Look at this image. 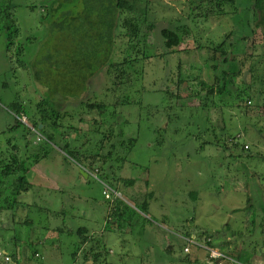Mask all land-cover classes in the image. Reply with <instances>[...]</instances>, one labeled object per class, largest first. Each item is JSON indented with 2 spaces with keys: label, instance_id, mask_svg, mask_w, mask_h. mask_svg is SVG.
Masks as SVG:
<instances>
[{
  "label": "rangeland",
  "instance_id": "1",
  "mask_svg": "<svg viewBox=\"0 0 264 264\" xmlns=\"http://www.w3.org/2000/svg\"><path fill=\"white\" fill-rule=\"evenodd\" d=\"M0 1L12 6L16 29L10 39L6 30L0 31V163L5 150L19 155L31 139L28 152H36L41 138L34 137L28 118L36 120L35 106L44 98L54 95L62 105L64 97H70L63 111L74 116L79 110L71 104L78 99L107 105L102 115L96 109L80 110L82 122L76 117L70 121L78 131L66 130L61 144L46 145L48 155L25 176L32 187L19 195L20 204L12 207L10 200H0V251L34 258V264H214L211 252L224 248L241 262L262 264L264 93L258 107L253 100L247 104L244 117L252 118L247 123L231 107L205 109L198 115L199 101L192 95L198 88L194 79L213 82L204 47L223 40L235 44L239 34L253 29V12L246 13L250 0H236L237 13L226 8L225 16L207 20L195 16L189 0H127L135 1L146 36L143 44L131 49L135 42L119 30L113 61L128 55L137 58L132 67L138 81L125 91L110 90L109 74L101 68L89 80L87 93L78 96L85 98L78 99H73L78 92L76 75L81 59H86L79 49L87 55L96 44L93 22L108 16L110 0ZM165 28L179 31V46L164 47L160 32ZM242 51L247 56L238 80L244 76L258 95L261 85L252 80L254 68L264 79L262 30L247 35ZM177 76L186 79L178 84ZM166 88L171 94L163 92ZM14 102L27 107L26 116H16ZM16 119L32 135L19 123L20 129L11 131ZM230 135L239 137L243 151L231 147ZM133 138L134 143L128 141ZM8 140L13 144L6 146ZM122 142H127L125 147ZM111 143V158L102 171L94 172L83 153L98 146L106 154ZM64 144L81 151L80 164L60 150ZM18 184L3 185L2 192L0 186V193L10 195ZM145 193L152 196L142 213L132 197L141 200ZM113 202L126 206L121 223L108 222ZM79 228L88 230L89 239L82 241ZM206 232L213 235V248L198 240ZM187 235L201 246L189 244ZM187 246L188 254L183 251ZM0 262L4 264L3 255Z\"/></svg>",
  "mask_w": 264,
  "mask_h": 264
},
{
  "label": "trees",
  "instance_id": "2",
  "mask_svg": "<svg viewBox=\"0 0 264 264\" xmlns=\"http://www.w3.org/2000/svg\"><path fill=\"white\" fill-rule=\"evenodd\" d=\"M189 4L192 7L191 11H196L195 16L203 19H209L212 17L218 18L225 16L228 14L226 12V8H231L235 13H237V6H236V0H189ZM108 5H110L108 8V16L106 17H96L98 22L94 23L93 28V37L96 38V44L93 43L92 46H90L89 54L84 55V48L80 47V56L86 57V59L82 58L81 62L79 64L78 73L76 75V81H77V89L78 92L75 96H73V99L78 98H85V97H78L79 94L83 95L86 92V89L88 87L89 80L99 71L101 68H105L107 70L108 76L110 77V84L111 87L108 89H123L128 90L131 86L134 85L135 82L138 81L137 77L135 76L136 71L133 70L132 64L137 61V58L130 59V56H125L120 62L113 61L114 56V45H115V39L119 36V30H124L125 32L123 35L125 37H128L130 42H135V45L131 46V49L136 48L137 46L144 43V36L143 31L141 29V25L139 22L138 16L136 13L139 12L137 7L135 6V1H127V0H110ZM60 8V4L54 7L53 11L58 10ZM12 6L6 3H3L0 1V31L6 30L8 37L10 39L11 31L13 30V33L16 32V29L14 28L13 19H12ZM253 12V29L249 30L248 34H253L255 29L262 30L264 34V0H250L249 7L247 8V15L249 11ZM103 15V14H102ZM194 16V17H195ZM247 23L245 24V27H247ZM248 28V27H247ZM148 29H150V25L148 26ZM117 30V32H116ZM244 30L242 32H245ZM106 32V33H105ZM118 33V34H117ZM243 35V33L236 38V43H230L227 44L226 40H223L221 43L217 45H212L211 47L205 46L204 49L207 50L208 58L206 59V62L209 64V68L211 69L213 73V82L207 83L203 82L202 80H196L198 87L197 89L192 90L193 97H196L199 101V106L197 108L198 115H202L203 111L206 109H216L218 106H224V107H231L235 108L237 111L238 118L242 120V123H247L252 118L245 119V111L247 110V104L251 103V100H253L254 104L257 105L261 97V93H264V79L263 76L258 75L257 68H254L255 76L253 77L252 82L258 83L261 85V90L257 92L258 95H256L252 89V86L247 84L244 80V76L241 77L240 80L238 78L240 77L242 73V67L244 66V63L246 62L245 57L247 56L242 51V44L243 41H245L247 35ZM161 37L164 40V47L169 50L173 47L179 46V31H174L170 29H162L160 32ZM229 36V35H227ZM227 36H225L227 38ZM146 54L143 53V58H147L145 56ZM251 57V55H249ZM262 57L264 59V53L262 54ZM210 62V63H209ZM177 69L178 65L176 66ZM129 71V72H128ZM252 73V68L250 69ZM262 74V72H259ZM186 78H182L181 76H177L176 80L177 83L181 81H185ZM176 84V87L179 85ZM163 91V90H161ZM163 92L170 93L168 88H166ZM87 93V92H86ZM171 94V93H170ZM65 102L67 105H69V101H71L70 97H64ZM72 99V100H73ZM54 95L52 97L44 98L35 106V111L33 115H36V120H30L29 123L31 124L33 128L34 137L36 138V134L40 136L41 142L38 144L39 146L34 149H36L35 153H29V145L31 140L26 141L23 146H21L22 153L20 152L19 155L16 154H10L9 150H5L4 152L7 153L4 159V162L0 163V186L5 185H11V182H13L15 185L18 184V189L15 191H12L11 194H5L0 193V200H10L12 202V207L18 203L17 198L19 195L27 191L32 187V185L26 181V175L29 172V170L37 165L39 161L43 158H45L48 155V148L46 145L53 146L56 141H58L60 144L62 143V138L66 130H70L72 132L78 131L77 128L73 125L72 121L75 117L78 119L79 122H82L81 113L80 110H85L86 113H91L94 109L98 111L100 115H102L103 111L107 109V105L100 100H89L88 99H78V102H73L71 105L76 107L78 106V114L75 116L70 114L69 112L63 111L66 104H58L55 101ZM127 98L124 99V102H127ZM68 102V103H67ZM14 113L16 116L21 119L23 115L26 116V114L29 112L27 111V107L21 104H18L17 102H14L13 104ZM20 114V115H18ZM208 115V112H207ZM30 116V115H29ZM35 117V116H34ZM203 117L207 124H208V118L207 116ZM202 117V118H203ZM250 119V120H249ZM17 120V119H16ZM245 120V121H243ZM262 120H264L262 118ZM77 121V122H78ZM204 122V123H205ZM23 126V129L28 133L32 132L23 125V123L19 120L16 121V124L12 126L10 129L11 131H18L20 129V125ZM206 124V125H207ZM39 125H41V128L39 129ZM205 125V126H206ZM249 125V123H248ZM8 129V131L10 130ZM245 130V128L243 129ZM205 132H210L209 128L205 127ZM246 132V130L244 131ZM30 135V134H29ZM32 137V138H34ZM216 137V136H214ZM24 138V137H23ZM38 138V137H37ZM107 139V137H106ZM239 137H236V135H230L227 136V142H231V147L239 148L241 147V150L243 151V145L238 144ZM134 138L129 139L128 141H132L134 143ZM102 142V140H100ZM16 143V142H14ZM131 142L129 143L130 146H132ZM13 143L11 140H8L6 142L7 145H12ZM100 144V143H99ZM127 142H122L120 145L125 147ZM56 145V144H55ZM20 146V145H17ZM62 149H60L62 152H64L68 157H70L75 162L79 163V160L81 159V151L76 148H71L69 144L62 145ZM225 147H228L227 144H224ZM122 147V148H123ZM96 148V147H95ZM115 145L113 143L110 144L109 151L106 154H103L100 152L99 147L95 149V151L90 153H83L82 159L84 162L88 161L90 165H94V168L91 169L94 170V172H100L103 170L104 165L107 163V161L111 158V154L115 150ZM248 149V148H247ZM2 150V148H1ZM8 151V152H7ZM27 151V152H26ZM94 153V154H93ZM9 157V158H8ZM1 160V159H0ZM17 176V178H15ZM15 178L13 181L12 179ZM120 180L121 179H116ZM125 184L132 185L134 184L133 180L124 179ZM145 182V186H146ZM4 186L1 189V192L4 189ZM105 189L108 188L104 185ZM5 190V189H4ZM109 190V189H108ZM102 194L106 196V194ZM108 192V191H107ZM115 193V192H113ZM109 194V192H108ZM194 196V193H192ZM110 196V195H109ZM151 193H145L142 196L141 200H138L134 197L132 199L136 202L135 208L144 213L146 208L148 207V199L151 198ZM116 203V202H115ZM110 203L111 205L115 204ZM23 204V203H21ZM7 207V206H5ZM3 208V207H2ZM114 208V209H113ZM111 208L112 212L108 214V222H113L115 219L117 223H121L123 220V217L125 216V207H121V204H117ZM117 225V224H116ZM115 226V225H114ZM113 226V228H114ZM88 230L84 228H79L77 230V234L79 237L84 236V240L89 239L87 236ZM205 236V239L202 240V236ZM189 235H187L188 238ZM86 238V239H85ZM213 238V235L210 233H202L199 235L198 240L203 242V245L211 247L213 244V241L211 242V239ZM187 240H190L189 238ZM227 241V240H226ZM186 242V240H185ZM197 245H200L196 243ZM187 245V243L185 244ZM201 246V245H200ZM199 247V246H197ZM185 248V247H184ZM220 254L222 257H212L209 256L211 259V262L214 264H247L248 262H241L238 258L234 257L232 254H229L225 251V249H221ZM186 252V254H188ZM35 255V254H33ZM11 260H14V263H17L16 253L12 251L11 254L8 256ZM188 257V256H187ZM186 257L185 260H188ZM97 258V256L95 257Z\"/></svg>",
  "mask_w": 264,
  "mask_h": 264
},
{
  "label": "crops",
  "instance_id": "3",
  "mask_svg": "<svg viewBox=\"0 0 264 264\" xmlns=\"http://www.w3.org/2000/svg\"><path fill=\"white\" fill-rule=\"evenodd\" d=\"M227 241H229V240H227ZM0 254L3 255V257H4V254L9 256V254L7 253V251L5 249H1ZM1 255H0V259H1ZM260 259L262 261V264H264V254H262V253L260 254ZM32 260H35V259L34 258H28V257H18L17 263L13 262L10 264H34V263H32ZM11 262H12V260H11ZM0 264H3V263L0 262ZM7 264H9V263H7ZM253 264H258V263L255 260V263H253Z\"/></svg>",
  "mask_w": 264,
  "mask_h": 264
},
{
  "label": "built area",
  "instance_id": "4",
  "mask_svg": "<svg viewBox=\"0 0 264 264\" xmlns=\"http://www.w3.org/2000/svg\"><path fill=\"white\" fill-rule=\"evenodd\" d=\"M103 193L106 194V196H108V192H106V190H104ZM187 242H188L189 244H191V245H194V246L196 245V246H197V244H195L192 240H187ZM183 251H184V253L188 252V251H189L188 246L185 247V248L183 249ZM211 253H212V257H222V255L220 254V252H211ZM0 255H1V254H0ZM8 261H9V262H8ZM3 262H4V264H7V262H8V263L11 262V261H10V258L8 257V255H5V254H4Z\"/></svg>",
  "mask_w": 264,
  "mask_h": 264
},
{
  "label": "water",
  "instance_id": "5",
  "mask_svg": "<svg viewBox=\"0 0 264 264\" xmlns=\"http://www.w3.org/2000/svg\"><path fill=\"white\" fill-rule=\"evenodd\" d=\"M38 127H39V129H40V128H41V125H39ZM80 170H81L82 173H84L82 169H80ZM84 175H85V174H84Z\"/></svg>",
  "mask_w": 264,
  "mask_h": 264
}]
</instances>
